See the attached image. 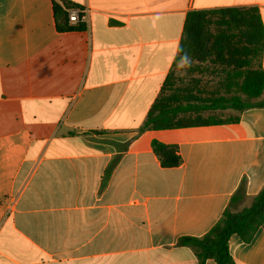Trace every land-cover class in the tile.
Here are the masks:
<instances>
[{
  "label": "crops",
  "instance_id": "1",
  "mask_svg": "<svg viewBox=\"0 0 264 264\" xmlns=\"http://www.w3.org/2000/svg\"><path fill=\"white\" fill-rule=\"evenodd\" d=\"M64 1L86 13L85 30L59 32L54 0H0V264H198L179 239L204 236L264 188V107L200 113L235 122L139 129L172 71L195 97L238 92L232 69L177 68L185 21L257 7L264 25V0ZM153 140L177 145L182 163L162 167ZM228 244L238 264H264V226Z\"/></svg>",
  "mask_w": 264,
  "mask_h": 264
},
{
  "label": "trees",
  "instance_id": "2",
  "mask_svg": "<svg viewBox=\"0 0 264 264\" xmlns=\"http://www.w3.org/2000/svg\"><path fill=\"white\" fill-rule=\"evenodd\" d=\"M68 1L54 0V17L59 32L83 31L85 23L71 24L69 10L76 8ZM264 50V25L257 7H235L216 10L192 11L185 21V34L180 44L177 62H209L225 69L239 79L238 92L230 97H195L178 85L179 78L172 71L165 79L160 94L151 106L139 133L147 130L176 129L190 126L235 122L238 118H204L201 112L210 109L234 108L240 111L264 107V68L257 62ZM229 72V71H228ZM230 74V73H229ZM195 115H192V114ZM189 114L188 116H180ZM94 134L102 132L94 131ZM113 144L119 149L129 143ZM152 149L164 168L177 167L182 163L177 145L152 141ZM120 159L116 156L108 165L102 187L109 180ZM245 182L233 195L231 201L243 199ZM264 226V188L249 207L240 211L226 208L220 220L202 237L182 236L178 244L192 248L198 264L212 259L216 264H238L229 250V239L238 235L250 242L257 230Z\"/></svg>",
  "mask_w": 264,
  "mask_h": 264
},
{
  "label": "built area",
  "instance_id": "3",
  "mask_svg": "<svg viewBox=\"0 0 264 264\" xmlns=\"http://www.w3.org/2000/svg\"><path fill=\"white\" fill-rule=\"evenodd\" d=\"M69 21L71 24L85 23L86 13L83 9L76 7L69 10Z\"/></svg>",
  "mask_w": 264,
  "mask_h": 264
},
{
  "label": "rangeland",
  "instance_id": "4",
  "mask_svg": "<svg viewBox=\"0 0 264 264\" xmlns=\"http://www.w3.org/2000/svg\"><path fill=\"white\" fill-rule=\"evenodd\" d=\"M180 63V62H179ZM178 63V65H177V68H182V71H183V73L185 74V64L183 63V64H179ZM186 75V74H185ZM77 147L79 146V145H76Z\"/></svg>",
  "mask_w": 264,
  "mask_h": 264
}]
</instances>
